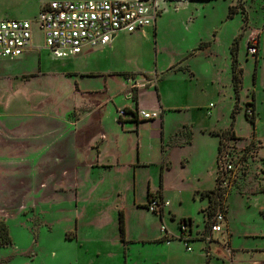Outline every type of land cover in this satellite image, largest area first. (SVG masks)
Masks as SVG:
<instances>
[{
	"label": "rangeland",
	"instance_id": "1",
	"mask_svg": "<svg viewBox=\"0 0 264 264\" xmlns=\"http://www.w3.org/2000/svg\"><path fill=\"white\" fill-rule=\"evenodd\" d=\"M43 1L49 0H0V20H35ZM229 3L230 0H212L205 4L187 2L179 8L173 3H162L155 30L152 25L131 34L121 33L129 36L124 38L123 45H119L123 68L126 71L146 73H136L130 77L115 75L111 78V83H114L110 86L111 90H101L105 80L96 76L83 78L81 82L82 86L93 89L94 92L79 93L70 91L71 85L72 88L74 86L73 80L72 84L53 75H39L26 80H0L1 107L6 109V95L13 98L15 96L20 103L12 104L10 109L14 111V106H18V113L23 110L29 113L19 115L17 128L39 133L32 138L19 136V141L22 142L17 143L18 155L30 161L32 169L28 167L30 172L24 186L17 185L16 178L10 177L16 183L15 191L11 195L5 192L0 196L1 207H6L8 211L2 215L6 219L3 222H7L5 224H8L12 238L11 245L0 247V264H68L77 256L78 250L74 245L64 248L62 241L75 228L76 220H86L89 212L96 209L95 194L104 197L100 199L104 207L100 208L107 210L111 208L107 206L115 202L120 208L125 207L134 191L137 199L144 200L148 184L158 186V180H155L153 174L155 165L149 169L133 166L139 155L142 160L157 159L158 151H150V146L152 143L158 144L152 138L154 133H158V123L140 124L143 136L142 146L139 148L136 126L130 125L131 122L122 126L117 123L115 116L116 107L126 103L133 105L131 98L137 95L138 86L143 100L153 102L157 95V85L166 105H181L180 110L166 112L167 135H171L173 139L179 138L174 135L178 133V129L182 125L189 126L191 132L196 134L198 150H210V158L207 160L193 157L190 166L192 170L187 172L182 182L183 192L172 193L174 198L171 214L175 218L168 214V210L165 212V224L170 229V234L181 233V219L192 220L195 236L194 241L189 243L191 250H187L182 241L159 247L130 244L128 249L124 248L121 241L116 245L109 241L104 243L107 255H101L102 259L101 256H96L94 263L124 264L127 257V264H145L148 261L145 259L150 256L153 264H204L205 258L201 259V255H205L206 250L214 243L225 248L222 250L224 257L221 256L218 260L214 257L215 262L212 264H219L223 260L228 264L227 229L223 228L222 235L210 230L213 217L205 223L209 200L207 204V200H202L193 191V187H196V173H201L199 186L210 188L216 183L217 150L214 153V144L217 139L211 138L207 131L215 128L226 131L233 123L231 114L236 101L231 75L230 47L233 41L230 44L228 36L235 27L243 26V17L235 14L233 18H227ZM245 7L251 14V20L249 26H246L247 36L240 41L238 51L239 66L243 71L238 113L234 122L238 138L224 139V149L217 162V174L223 169L222 178L226 182L223 210L227 213L229 205L231 242L238 248L264 242V66H257L260 74L257 80L255 69L256 59H259L247 50L248 42L257 39L254 32L259 33L264 29V0H248ZM211 36L217 37L211 50L213 55L202 52L203 49L194 51L203 42L211 41L210 46ZM35 38V45L43 48L38 30ZM35 52L39 53V49ZM40 52L45 69L43 72L61 67V62H54L47 49H41ZM115 59L119 60V57L116 56ZM179 64L189 65V70L194 75L187 71L173 73L166 78L157 75L155 78V74L170 71ZM35 65L33 60L18 66L1 62L0 70L4 74L5 71L15 74L24 69L30 71ZM176 85L180 87L177 90L174 88ZM253 100L254 107L251 103ZM24 101L26 103L22 104ZM252 108L254 126L245 116L246 112L250 114ZM67 113L73 120L78 113L86 116L80 127L81 134H75L76 128L61 119ZM103 134L108 137L101 145ZM252 139L251 149L246 150ZM84 144V150H80L79 146ZM89 144L94 147L99 144L101 147L88 149ZM98 149L100 155L97 158ZM173 155L175 162V152ZM186 158L190 159V156ZM92 163H109L113 166L109 168V172V169L100 166L96 170ZM228 164L232 169L226 172L225 166ZM25 171V168H19L18 175ZM118 188L122 192L120 197ZM211 253L215 255L216 252Z\"/></svg>",
	"mask_w": 264,
	"mask_h": 264
},
{
	"label": "crops",
	"instance_id": "2",
	"mask_svg": "<svg viewBox=\"0 0 264 264\" xmlns=\"http://www.w3.org/2000/svg\"><path fill=\"white\" fill-rule=\"evenodd\" d=\"M49 1H43L42 4L40 5V10L42 7L47 4ZM208 1L212 0H194V1H189L190 3L197 4V3H202L205 4ZM252 1V0H250ZM238 0H230L229 7L233 5H237ZM187 3V2H186ZM248 3V0L244 1V8L247 12L248 16V26L251 20V14L248 12V10L245 7V4ZM182 5V4H181ZM180 6V5H179ZM179 6L175 5L176 8H179ZM228 7V8H229ZM39 10V12H40ZM39 14V13H38ZM241 14V9H239V13ZM243 17V14H241V18ZM243 19V18H242ZM236 25V24H234ZM156 25L153 27L155 30ZM241 31V25L238 27H235V30L233 32H230L228 38H230V44L233 41V38L237 36V34ZM244 37H246L248 33V29L244 32ZM254 34H257V45H258V64L259 68L264 66V42H262V37L264 35V29L258 33L254 32ZM40 38L41 36L38 35ZM220 36H218V40L220 39ZM127 37L124 34H118L115 36L112 41L104 46H100L97 48H90V49H85L82 53L71 56L68 58H63V59H57L54 58L52 55V60L54 62H61V67L59 66L58 70H50L43 72L45 69H43V64H42V59H41V49L44 48H38L37 45H35V39L33 40V46L27 50L22 56L17 57V58H0V63L1 62H6L8 64H11V66H18L20 64H23L27 62L28 60L32 61L36 65L34 69L30 71H20L19 73H9L5 71V74L3 73L2 70H0V80L2 79H19V80H26L28 78H32L34 76H39V75H53V76H58L59 78L62 77L65 80L69 81L70 83L73 84L74 86L72 88V85L70 87V91H73L74 93H79V92H94L92 90L87 89V87L82 86L81 82L83 78L86 77H103L105 80V85L102 87L101 90H111L110 87L114 83H111V78L115 75H120L123 72H133V73H146L143 71H126L125 68H123V59L122 54L120 53L119 45L125 43L124 38L127 39ZM215 36H211L209 40H212V44L206 48L203 49L202 52H205L207 54L213 55V52H211L214 43L217 41V37L214 38ZM242 39V40H243ZM232 45V44H231ZM37 49H39V53L35 52ZM201 50V49H200ZM35 52V54L33 53ZM38 53V54H37ZM50 53V52H49ZM51 54V53H50ZM118 56L119 60H116L115 57ZM256 57L257 55H253ZM110 62V63H109ZM99 65H101L99 68H97ZM10 66V67H11ZM181 67L183 69L177 70V68ZM176 68V69H175ZM216 71L218 70V64H216ZM189 72V74L194 75L193 72L189 70V65H184V64H179L177 66H174L172 70L166 71V72H160L159 74H155V78L157 75H163L164 78H166L167 75L170 74H178V73H186ZM259 71L257 72V77L256 79L258 80L259 78ZM71 77L73 79H71ZM63 80H61V83H63ZM73 80V82L71 81ZM130 80L134 81L133 78H130ZM256 80V81H257ZM158 83V82H157ZM65 85L67 83L65 82ZM176 90L179 89V85H176L174 87ZM69 90V88H68ZM156 99L153 100L151 103H147L143 100L141 96V91L140 87L138 86L137 89V99L129 97L130 95L127 94L129 98L132 99V104H123L120 105L119 107H116V119L117 123L121 124L122 126L125 125L127 122H131L130 125L136 126V131L138 133L137 138L139 140L138 145L139 148L142 146V136L143 134L141 132V126L140 124L142 123H153L156 124L158 123V133H154L152 138L155 139V141H158V144L155 145L152 143L150 146V151L155 150L158 151V157L157 159H150V160H142V158L139 155L137 163H133V166L137 167H143V168H148L155 165V171H154V178L155 180H158V186L157 187H152L151 184H148L147 189H146V197L144 200L137 199V194L136 191L134 193H131V199L128 204L125 205V207L120 208V205L113 204L111 207L107 210H101L100 207H104L103 204L100 202V199H103L104 197L100 194H95L94 195V204L96 209L91 210L86 217L87 219L80 222L79 219L76 220V225L75 228L72 229V231H69L66 236L64 237L62 241V245H65L64 248H69L71 245H74L76 249L78 250V254L76 257H74L72 260L68 262V264H95L94 263V258L97 256L99 258L101 255L106 256L107 255V250L104 247V243H108L109 241H113L114 244L116 245L117 242L120 243V241L123 243L124 248L126 249L128 245L130 244H147V245H152V247H159L163 245H169L171 246L174 242L179 241V242H185L184 240H181V233L178 235L170 234L168 231L170 229L168 226L165 224V212L168 210V214L172 216V211H173V194L172 193H182V182L184 181V177L187 176V172L191 171L190 169L191 162L193 160V157H198V158H207L209 157V152L207 150L203 149L202 151L198 150V144L196 143V134L192 133V138L190 141H188L187 137V128L184 125H179L181 126L178 129V133L174 134L178 136L179 138L173 139L172 136L167 135L166 127H167V116L166 112L171 111V110H180L181 105L177 104L174 105V107H169V105H166L164 102L163 97L159 94V89L158 85L156 88ZM20 101H17V98L14 96L11 97L9 95H6V102L5 106L6 109H3L1 106V101H0V196L7 192L9 195H11L15 189H16V183H13L10 177H15L17 182V185L24 186L23 183L26 182V179L28 178L30 170H28V167H31L32 169V164L30 161H28L24 156L18 155V146L17 143L22 142L19 141V136L21 135H26L27 137H34V134H39L38 132L29 130V129H19L17 128V121L19 118V115H29V113L26 112V110L21 111L20 113L17 112L16 107L14 106L15 110H11L10 107L11 105H17L19 104ZM26 102L24 101L22 104H25ZM23 106V105H22ZM121 108H127V110L131 111L134 109H145L147 111H152V110H157L160 112V116L158 118L160 119H153V120H144V119H138L139 122L132 121L134 120L130 116L124 119V122H119V114L118 111ZM74 109H76L74 107ZM35 114V113H34ZM39 114V113H36ZM32 115V114H31ZM69 113L64 114L61 116V119L64 122H68V124L72 127H75V134H81L80 127L83 121L85 120L84 115L80 116L79 113L77 114V117L75 120L69 118ZM136 123V124H135ZM183 127V128H182ZM190 129V128H189ZM191 130V129H190ZM219 131H224V130H218L217 128L215 129H210L208 130V134L211 136V138H216L217 142L214 144V153H216V179H217V162H218V154H219V145H220V136L217 134ZM236 133V131H235ZM179 134V135H178ZM204 135V134H203ZM107 135L103 134L102 135V141L101 145L105 142V139H107ZM151 138V137H150ZM151 138V139H152ZM218 143V144H217ZM170 144V145H169ZM101 145H97L94 147V145L90 146L88 145V149H94V148H99ZM84 146H79L80 150H84ZM218 147V149H217ZM175 152L176 161L174 162L172 159V155ZM190 152H192L190 154ZM97 158L100 155V150H97ZM150 154V153H149ZM174 156V155H173ZM190 159H187L186 157H189ZM150 158V157H149ZM31 166H30V165ZM20 166V167H19ZM92 166L97 170V167H102L109 169L112 167V164L109 163H102V164H94L92 163ZM163 167V168H162ZM19 168H25L26 171L22 173L20 176L18 175V170ZM136 168V167H134ZM162 168V169H161ZM120 169V168H119ZM163 170V188L160 189L159 192V187H160V174L161 171ZM32 171V170H31ZM109 172L111 169L108 170ZM201 173H196V187H193V191L198 194L202 200H207L208 204V197H203L202 194L206 191L212 190L215 188L216 183L214 186H211L210 188L203 186H199L201 182H199V176ZM158 176V177H157ZM190 176L193 178L194 175L191 173ZM151 182V180H150ZM217 182V181H216ZM26 188V193H27ZM262 190V189H261ZM260 190V191H261ZM79 193V192H78ZM77 193V194H78ZM121 190L118 188V195L120 197L121 195ZM149 194H159L160 198H162L164 201L168 202L167 205L163 207L162 210H159L158 213H155L148 209L147 204L149 202ZM232 194V193H231ZM229 195V198L231 196ZM1 199V198H0ZM79 203V200L77 201ZM228 204H229V199H228ZM207 206V205H206ZM128 207V208H127ZM6 207H1L0 205V220L6 221L4 218L5 213L8 211L5 209ZM228 210H229V205L227 206V213H225V220L223 222V228L226 227L227 231V237L229 240V246L226 247L227 250V255L229 256V260H227L228 264H264V242H257L255 245L251 247H243V248H238L234 247L232 245V234L230 232V221L228 218ZM123 211L124 217H125V240L121 238V232L119 228V212ZM85 210L83 211V214ZM261 214V213H260ZM175 218V216H172ZM227 219V220H226ZM7 223V222H5ZM165 224L167 230L165 232L162 231L161 227L162 225ZM194 225V224H193ZM193 225L191 227L192 230V236L191 238L188 239V243L191 241H194V228ZM8 226V224H7ZM9 230V228H8ZM10 231V230H9ZM222 231L217 232L222 235ZM226 234V233H225ZM10 235V234H9ZM167 236L170 238V240L166 241H161L159 242L162 237ZM185 237V236H183ZM12 239V238H11ZM186 246V243H185ZM1 247V246H0ZM203 249V245L201 246ZM225 248V246L221 244H212L209 250H206V254L201 255V259L205 258V263L204 264H212L215 262L214 257L218 259L224 257V254L222 250ZM128 249V248H127ZM187 249V247H186ZM211 252H216L215 255H213ZM55 254V252H53ZM111 255V254H110ZM225 255L227 258L228 256ZM101 256V259H102ZM152 257H147L145 260L148 259V261H145V264H153L151 261ZM102 262L105 263V261L102 260ZM199 262V261H198ZM111 262H106L105 264H110ZM112 264H115L112 262ZM127 264V257L125 259V263ZM155 264V263H154ZM219 264H226V260H223L222 262H219Z\"/></svg>",
	"mask_w": 264,
	"mask_h": 264
},
{
	"label": "built area",
	"instance_id": "3",
	"mask_svg": "<svg viewBox=\"0 0 264 264\" xmlns=\"http://www.w3.org/2000/svg\"><path fill=\"white\" fill-rule=\"evenodd\" d=\"M187 0H52L45 4L35 20L3 19L0 20V58H17L33 46L36 31L43 40V48L54 58L63 59L82 53L85 49L104 46L120 33H134L148 26H155L161 13L162 3H173L177 6ZM247 45L248 53L258 54L257 40L254 38ZM248 42V43H249ZM153 120L160 116L159 111L145 109L118 111L119 119L130 116L134 119ZM232 169L228 164L225 171ZM226 182L222 180L220 188L224 189ZM168 202L154 196L149 203L153 212L162 210ZM225 216L217 215L212 224V232L223 229ZM162 231L167 230L165 224ZM181 235L185 239L192 236L191 223L180 225ZM187 250L191 246L186 243Z\"/></svg>",
	"mask_w": 264,
	"mask_h": 264
},
{
	"label": "trees",
	"instance_id": "4",
	"mask_svg": "<svg viewBox=\"0 0 264 264\" xmlns=\"http://www.w3.org/2000/svg\"><path fill=\"white\" fill-rule=\"evenodd\" d=\"M189 1H194V0H187V2ZM244 0H238L237 5H233L230 6L228 9V15L227 18H233L235 16V14L239 13V9H241V14H243V26L241 27V31L237 34V36L234 38L233 43L230 47V52H231V75H232V84H233V88L235 91V105L234 108L232 110V118H233V123L231 124V126L226 130L223 131L222 133H217L220 136V145H219V154H218V160H219V156L221 155L222 150L224 149V139L225 138H231V139H237L238 137L235 134V126H234V122L236 120V115L238 113V101H239V89L241 87L242 84V75H243V71L242 68L239 66V59H238V51H239V45H240V41L242 40L243 36H244V31L246 30V26L248 24V16H247V12L244 8ZM186 3V2H185ZM242 3V4H241ZM171 4V3H170ZM257 40V39H256ZM210 42H203L201 43L196 49H194V51L196 50H200V49H204L207 46H209ZM250 44V42L248 43ZM193 54V53H192ZM258 57V54H256ZM255 57V58H256ZM258 60L256 59V69H255V76L257 75V66H258ZM183 68L179 67L177 68V70H181ZM122 75H125L127 77H130L136 73L133 72H123L121 73ZM134 99H137V95L134 97ZM254 105V100L253 102H251ZM252 111V112H251ZM250 111V114L248 112L245 113V116L248 120H250L251 124L254 126L255 123V117H254V108H252V110ZM135 114V113H134ZM137 116L135 114L134 120L135 122H139L138 119H136ZM119 122H121V120L119 119ZM253 133H255V130L253 131ZM187 137H188V141L191 140L192 138V132L191 130H188L187 132ZM253 139L250 141V143L248 144L246 150H250L252 145H253ZM163 168V167H162ZM161 168V169H162ZM222 174H223V169L221 171L218 172L217 174V179H216V186L214 189L206 191L202 194L203 197H208L209 200V205L207 208V221L205 223H207L210 218L213 217L212 219V223L210 226V230L212 227V224L215 223L216 219H217V215L219 213H223L225 215V212L223 210V201H224V189L220 188V183L222 182L223 178H222ZM163 188V170L161 171L160 174V187H159V192L160 189ZM154 196L159 197V194H149V202L147 204V207L149 209V203L151 202V200L154 198ZM157 213V212H155ZM190 222L191 223V227H192V220L189 218H183L180 221V225L181 223L184 222ZM119 228H120V232H121V238L123 239V241L125 240V217H124V213L123 211L119 212ZM184 235H181L180 239L184 240L185 243L188 242L187 239H185L183 237ZM166 240H170V238H168L167 236L162 237L160 240H158L159 242L161 241H166ZM12 244V239L9 235V231L8 228L6 226V224L2 221H0V246H8ZM189 244V243H188ZM190 245V244H189Z\"/></svg>",
	"mask_w": 264,
	"mask_h": 264
},
{
	"label": "water",
	"instance_id": "5",
	"mask_svg": "<svg viewBox=\"0 0 264 264\" xmlns=\"http://www.w3.org/2000/svg\"><path fill=\"white\" fill-rule=\"evenodd\" d=\"M192 233V232H191Z\"/></svg>",
	"mask_w": 264,
	"mask_h": 264
}]
</instances>
